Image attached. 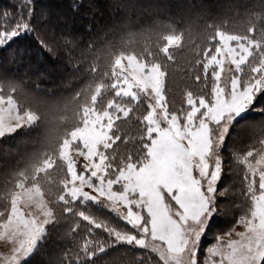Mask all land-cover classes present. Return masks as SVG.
<instances>
[{"label":"snow or ice","instance_id":"1","mask_svg":"<svg viewBox=\"0 0 264 264\" xmlns=\"http://www.w3.org/2000/svg\"><path fill=\"white\" fill-rule=\"evenodd\" d=\"M149 35L137 52L129 32L103 67L93 55L89 94L54 151L19 141L23 167L0 200V264H100L119 249L129 264H264V29L211 31L175 110L165 83L180 38ZM77 46L40 0H22L16 15L0 9V73L61 52L71 62ZM132 120L145 128V155L119 164L120 122ZM38 121L0 92V145Z\"/></svg>","mask_w":264,"mask_h":264},{"label":"trees","instance_id":"2","mask_svg":"<svg viewBox=\"0 0 264 264\" xmlns=\"http://www.w3.org/2000/svg\"><path fill=\"white\" fill-rule=\"evenodd\" d=\"M73 2L40 0L51 13L53 24L77 40L78 46L71 51V62L61 52L44 59L40 68L12 67L10 72L0 73V89H6L7 82H19L23 97L34 106L30 109L39 115L38 123L27 131L26 137L5 141L7 152L0 155V182L3 184L10 181L4 178L5 172L14 168V158L8 155L13 154L12 149L22 152L21 139L27 140L29 148L47 144L54 151L61 137L75 126L77 111L89 94L84 89L93 55L103 54L98 61L101 67L106 61L110 63L111 52L119 54L129 32L137 34L131 46L137 52L145 43L154 42L155 37L149 33L158 27L180 38L175 49L176 59L169 67L165 83L169 109L175 110L181 104L184 90L195 83L196 61L211 31L219 27L246 34L252 27L258 32L264 29V0H85L79 12H73L69 6ZM21 3L22 0H0V9L8 8L16 15L17 5ZM89 3L95 8L88 7ZM89 24L91 31L85 28ZM11 92L17 94L14 89ZM119 132L124 139L116 146L117 163H140L145 155V128L136 120L122 121ZM3 197L0 193V200ZM45 251L50 255L54 249L46 245ZM45 259L46 256L38 255L37 264H44ZM131 260L127 249L110 250L100 258V264H129Z\"/></svg>","mask_w":264,"mask_h":264},{"label":"rangeland","instance_id":"3","mask_svg":"<svg viewBox=\"0 0 264 264\" xmlns=\"http://www.w3.org/2000/svg\"><path fill=\"white\" fill-rule=\"evenodd\" d=\"M175 36L178 37V35H175ZM7 84H8V87L4 90L0 89V92H3L5 95H14V99H15L17 105H19L21 111L31 110L32 112L37 114L36 111H34L33 109H30V108H33L34 106H33L32 102L29 101V99L27 97H23L24 96L23 91H21L19 88L10 87L9 86L10 82H7ZM13 89L16 90L17 94H15L14 92H11ZM165 94H166V91H165ZM4 146L5 145H0V147H4ZM24 147L25 146L22 145V147H21L22 152L18 153L17 149H15L14 151L12 149L11 152H13V154L8 155V156H12L11 158H14V168L11 171L5 172L4 178H6V180H10V181L6 182L5 184L0 182V193H2V195L5 194V190L10 189L11 186L16 182L17 178L14 175V173L19 168L23 167L22 153H23ZM128 164H135V163L129 162V163H126L124 165H128ZM238 230H240V229L238 228Z\"/></svg>","mask_w":264,"mask_h":264}]
</instances>
